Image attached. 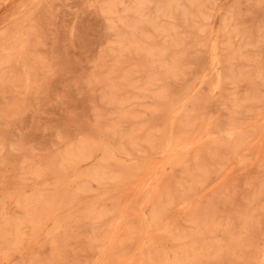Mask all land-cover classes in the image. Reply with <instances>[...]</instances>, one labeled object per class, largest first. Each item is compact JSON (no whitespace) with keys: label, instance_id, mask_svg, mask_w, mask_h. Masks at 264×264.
<instances>
[{"label":"rangeland","instance_id":"1","mask_svg":"<svg viewBox=\"0 0 264 264\" xmlns=\"http://www.w3.org/2000/svg\"><path fill=\"white\" fill-rule=\"evenodd\" d=\"M0 264H264V0H0Z\"/></svg>","mask_w":264,"mask_h":264}]
</instances>
